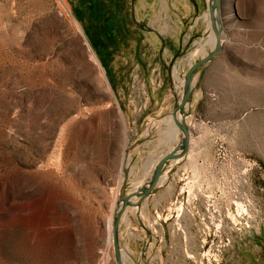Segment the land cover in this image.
I'll return each mask as SVG.
<instances>
[{
    "label": "rangeland",
    "instance_id": "rangeland-1",
    "mask_svg": "<svg viewBox=\"0 0 264 264\" xmlns=\"http://www.w3.org/2000/svg\"><path fill=\"white\" fill-rule=\"evenodd\" d=\"M208 1L180 30L139 0H0V264H117L109 223L154 168L122 153L182 140L167 122ZM221 19L190 151L124 214V264H264V0H221Z\"/></svg>",
    "mask_w": 264,
    "mask_h": 264
},
{
    "label": "water",
    "instance_id": "water-1",
    "mask_svg": "<svg viewBox=\"0 0 264 264\" xmlns=\"http://www.w3.org/2000/svg\"><path fill=\"white\" fill-rule=\"evenodd\" d=\"M208 13L210 17L211 29L216 35V45L214 48L201 58L198 62L193 63L184 76L182 97L175 99V104L171 114L172 126L177 128L183 135L182 140L164 154L154 165L149 179L138 189L121 198L117 203V209L113 219L112 240L114 255L117 264H124L122 248L120 244V224L121 220L129 208L140 209L144 202L153 195L157 186L160 184L165 175L170 162H176L185 158L191 146V133L187 119L192 114V103L195 90L198 89L203 81L208 66L213 62L215 57L223 50L222 38L224 29L221 19V0L208 1ZM199 75V79L196 77ZM197 81V82H196Z\"/></svg>",
    "mask_w": 264,
    "mask_h": 264
},
{
    "label": "crops",
    "instance_id": "crops-1",
    "mask_svg": "<svg viewBox=\"0 0 264 264\" xmlns=\"http://www.w3.org/2000/svg\"><path fill=\"white\" fill-rule=\"evenodd\" d=\"M204 5H206L205 0H139L138 14L142 15L143 17H145V16L147 17V15L150 14L149 9L150 8L153 9L155 14L153 17L149 18L148 21H150L151 24L156 26V24L168 23V20H166L165 17L166 18L168 17V10L173 9L175 11L173 18H171V16L168 18L171 19V22L174 25H176L177 28L182 30L184 28L185 24H187V21L190 20L191 14L195 13L201 7H204ZM155 29H154V32L158 33ZM172 122L173 121H172V117H171V119H169L167 124L172 125ZM176 129H175V131H176ZM140 142H142V141L138 140L135 143V145H132L131 147H129V149L126 148L124 150V152L122 153V164H123V167L125 169L127 168L126 169L127 171H128V169L134 170V165H131V162H134L135 159L136 160L140 159V160L144 161V164L146 163L144 166V167H146V169L145 168L144 169L148 170L150 168V166H151V168L154 167L156 162L164 154L167 153V152H162L159 156L158 155H151L150 156V154H148V156H144L143 153H147V151L145 150V147H143L144 145L139 144ZM139 153H140V155H139ZM130 154L133 155V157ZM129 155H130L131 161L128 159ZM155 158H157V159H155ZM128 161H129V163H128ZM172 163H175V162H170V165H169L167 170H169L170 168H173V169L178 168L177 164H172ZM148 164H149V166L147 167L146 165H148ZM127 171H126V173H127ZM168 180H169L168 177L165 178V175H164L160 184L158 185V187L166 185ZM146 181L144 180V182H142L138 188H140ZM158 187L156 188V190L154 191V193L151 197L155 196L156 193H158ZM130 193H127L126 195H128Z\"/></svg>",
    "mask_w": 264,
    "mask_h": 264
},
{
    "label": "bare ground",
    "instance_id": "bare-ground-1",
    "mask_svg": "<svg viewBox=\"0 0 264 264\" xmlns=\"http://www.w3.org/2000/svg\"><path fill=\"white\" fill-rule=\"evenodd\" d=\"M63 1V0H62ZM65 4V3H64ZM66 5V4H65ZM211 26V25H210ZM214 33V32H213ZM211 34L210 35V37H209V39L207 40V41H205V42H203V43H200L201 44V47L198 49V50H196V51H194L193 53H192V56H191V59H195L196 57H198L199 55H201V54H204V55H206V54H208V48H214V46L216 45V35H215V33L214 34ZM224 36H225V34H224ZM206 40V39H205ZM203 41V40H202ZM201 42V41H200ZM222 42H223V44H224V37L222 38ZM199 43H198V45H200ZM92 57H93V59L95 60V62H97L98 63V61H97V59H96V57L94 56V54H92ZM187 122H188V120H187ZM177 130V129H176ZM177 134V133H176ZM176 137V136H175ZM182 160V159H181ZM112 230H113V226H112V223L110 222L109 223V241H110V243L111 242H113V240H112ZM122 254H123V258H124V252H123V250H122ZM105 264H106V262H105Z\"/></svg>",
    "mask_w": 264,
    "mask_h": 264
}]
</instances>
